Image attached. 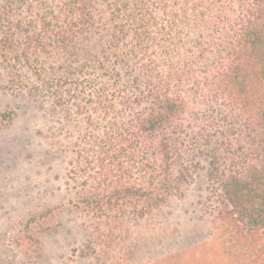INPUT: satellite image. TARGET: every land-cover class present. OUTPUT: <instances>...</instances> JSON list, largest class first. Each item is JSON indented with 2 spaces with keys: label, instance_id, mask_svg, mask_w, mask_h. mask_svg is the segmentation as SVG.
I'll return each instance as SVG.
<instances>
[{
  "label": "trees",
  "instance_id": "trees-1",
  "mask_svg": "<svg viewBox=\"0 0 264 264\" xmlns=\"http://www.w3.org/2000/svg\"><path fill=\"white\" fill-rule=\"evenodd\" d=\"M55 55L77 64L44 85L97 118L70 164L91 183L82 203L142 215L184 180L180 148L195 149L224 254L264 264V0H0V72L41 80Z\"/></svg>",
  "mask_w": 264,
  "mask_h": 264
},
{
  "label": "rangeland",
  "instance_id": "rangeland-1",
  "mask_svg": "<svg viewBox=\"0 0 264 264\" xmlns=\"http://www.w3.org/2000/svg\"><path fill=\"white\" fill-rule=\"evenodd\" d=\"M40 59L41 80L25 69L19 77L0 72V264H236L224 254L226 234L207 200L206 157L193 156L195 149L180 148L171 170L183 165L184 180L142 215L128 204L94 212L82 203L91 183L82 187L86 174L71 179L70 164L78 137L92 131L90 116L97 118L88 104L79 109L74 90L63 89L59 102L55 87L44 85L61 74L51 68L75 67L73 57ZM197 105L187 114L203 111Z\"/></svg>",
  "mask_w": 264,
  "mask_h": 264
}]
</instances>
